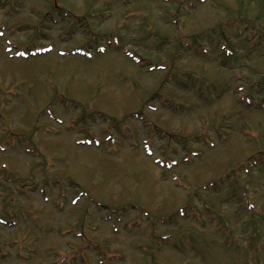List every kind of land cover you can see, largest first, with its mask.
I'll use <instances>...</instances> for the list:
<instances>
[{"label":"rangeland","instance_id":"1","mask_svg":"<svg viewBox=\"0 0 264 264\" xmlns=\"http://www.w3.org/2000/svg\"><path fill=\"white\" fill-rule=\"evenodd\" d=\"M50 1L0 0V264H264V0Z\"/></svg>","mask_w":264,"mask_h":264}]
</instances>
